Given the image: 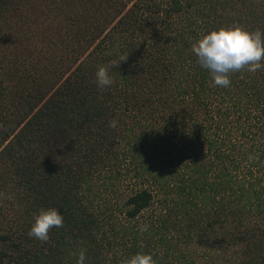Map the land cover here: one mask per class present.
I'll use <instances>...</instances> for the list:
<instances>
[{"label": "trees", "instance_id": "obj_1", "mask_svg": "<svg viewBox=\"0 0 264 264\" xmlns=\"http://www.w3.org/2000/svg\"><path fill=\"white\" fill-rule=\"evenodd\" d=\"M221 26L264 0H0V264H264V68L213 86Z\"/></svg>", "mask_w": 264, "mask_h": 264}, {"label": "clouds", "instance_id": "obj_2", "mask_svg": "<svg viewBox=\"0 0 264 264\" xmlns=\"http://www.w3.org/2000/svg\"><path fill=\"white\" fill-rule=\"evenodd\" d=\"M199 66L208 71L213 86L229 87L230 75L247 69L255 73L264 68V32L249 30L241 26H221L200 35L191 45ZM125 58H122L124 60ZM121 60V61H122ZM108 68L100 66L95 73L99 88L112 84ZM111 126H115L112 122ZM64 217L56 207L42 208L35 215L28 235L45 242L49 230L63 226ZM146 230V229H144ZM77 264H84V253L77 258ZM124 264H157L150 252L138 251L128 257Z\"/></svg>", "mask_w": 264, "mask_h": 264}]
</instances>
